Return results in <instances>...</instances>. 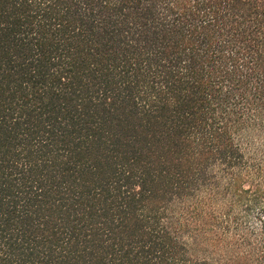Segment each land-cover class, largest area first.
<instances>
[{"label": "trees", "instance_id": "obj_1", "mask_svg": "<svg viewBox=\"0 0 264 264\" xmlns=\"http://www.w3.org/2000/svg\"><path fill=\"white\" fill-rule=\"evenodd\" d=\"M0 264H264V0H0Z\"/></svg>", "mask_w": 264, "mask_h": 264}]
</instances>
